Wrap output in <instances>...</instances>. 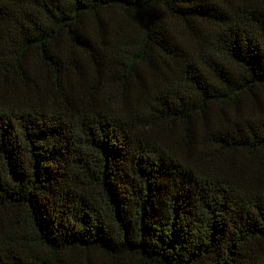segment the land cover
<instances>
[{
    "label": "trees",
    "instance_id": "trees-1",
    "mask_svg": "<svg viewBox=\"0 0 264 264\" xmlns=\"http://www.w3.org/2000/svg\"><path fill=\"white\" fill-rule=\"evenodd\" d=\"M0 264H264V0H0Z\"/></svg>",
    "mask_w": 264,
    "mask_h": 264
}]
</instances>
